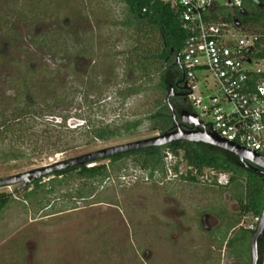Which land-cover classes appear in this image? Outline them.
Here are the masks:
<instances>
[{
  "label": "rangeland",
  "instance_id": "obj_1",
  "mask_svg": "<svg viewBox=\"0 0 264 264\" xmlns=\"http://www.w3.org/2000/svg\"><path fill=\"white\" fill-rule=\"evenodd\" d=\"M46 1V5L22 6L24 19L15 17L18 34L11 37L13 43L0 44V128L16 108L27 111L25 124H15L0 135L3 145L21 147L27 153L10 159L0 153V176L160 132L151 128L150 113L166 93L158 85L159 72H134L127 66L140 58L145 38L122 23L128 15L126 3ZM219 4L217 12L224 15L217 21H231L229 15L238 8L226 0ZM1 5L6 4L0 2V27L5 17ZM26 17L33 21L31 27ZM37 27L47 31L38 36L39 41L33 38ZM52 28L60 32L54 41L57 45H50ZM27 31L32 49L26 44ZM203 76L200 99L191 102L202 118H210L211 96L220 94V87L211 73ZM51 110L74 116L69 123L58 124L61 117ZM107 124L118 134L96 137L93 126ZM167 150L164 161L173 166L172 157L166 158ZM177 156L179 168L185 171L186 161L181 154ZM98 163L108 165L107 175H82L76 170L46 176L42 180L45 190L31 199H26L25 187L16 189L19 182L0 186V192L13 196L0 211V264H188L187 255L176 256L172 243L155 238V216H160L162 225L168 220L162 209L171 202L166 197L171 194L188 210L185 219L192 221L198 236L205 234L195 220L198 213L206 209L223 215L222 222L214 214L209 217L218 226L207 233L219 240V246L208 264L232 262L223 255V248L242 214L241 196L238 205L233 197L229 200L231 189L220 192L217 186L190 182L174 170L159 169L147 178L151 167L142 155L130 154L117 162L104 158L87 165ZM239 170L249 174L243 167ZM245 181L241 180L240 192L245 190ZM255 216L243 214L241 224L250 226ZM251 232L238 226L230 234V251L237 254L238 264H249Z\"/></svg>",
  "mask_w": 264,
  "mask_h": 264
},
{
  "label": "trees",
  "instance_id": "obj_2",
  "mask_svg": "<svg viewBox=\"0 0 264 264\" xmlns=\"http://www.w3.org/2000/svg\"><path fill=\"white\" fill-rule=\"evenodd\" d=\"M126 3L128 10L127 17L122 20L124 25H129L135 28L138 33H142L145 38L144 42H141L142 52L138 51L139 59L141 61L140 69L148 73L150 71L159 72L158 85L160 89L167 94L171 85L175 83V80L183 77V69L176 62V57L170 53L171 46L176 49H184L186 38L190 34V30L182 25L181 7L172 6L171 2L165 0H123ZM244 0L242 7L238 10H233L229 18L233 20L235 13L239 15V21L244 28L251 29L256 32H264V0ZM220 6V4H219ZM218 6V8H219ZM146 7V10H144ZM218 8L206 14L207 19L217 21L224 13H218ZM235 8V7H234ZM237 8V7H236ZM236 14V15H237ZM237 18V17H236ZM158 40V44L154 41ZM141 41V40H140ZM180 56H182V51ZM166 62H173L171 65H166ZM171 101L174 104L177 112L184 107L190 108L187 105V100L179 99L174 96L171 97ZM191 109V108H190ZM27 111L24 112L21 109L16 108L12 116L8 119L2 120V129L0 135L12 130L15 124H25ZM151 128L154 130L164 131L174 125V119L169 104L166 98L159 101L158 108L150 113ZM63 124L64 123H58ZM129 126V123L127 124ZM189 126L188 124H185ZM25 128V125L23 126ZM92 130L96 137H108L113 134H118L119 131L112 130L110 124L103 126H93ZM55 146V145H54ZM166 149L172 150L177 155L181 154L182 159L187 164L192 165L193 169H198L200 173L206 166L215 168H228L230 165H238L237 156L220 146L212 145L203 141H191V140H176L169 142L165 145H151L147 147L138 148L128 152L117 153L109 156L113 162H117L121 157L130 154L142 155L144 163L149 165L152 169V174L156 168H164V156ZM0 153L5 158H16L20 155L26 154L24 148L21 147H6L0 142ZM179 162L176 164L178 169ZM243 167L239 164V168ZM249 174L240 171L241 178L247 179L245 181V190L240 192L241 198V216L243 214L252 212L255 215L261 214L264 206V177L254 173L253 171L243 167ZM190 170L189 175L183 174L184 178L197 179V175L193 174ZM78 170L82 175H107L108 165L106 163L95 164L88 166L87 163L75 165L62 170L53 172L57 177L64 175L66 172H75ZM43 177L35 180L33 183L35 187L28 190L31 186H26V199H31L36 193L45 190L46 183L42 181ZM17 189V188H16ZM77 195L83 196L81 193ZM13 199L11 192H0V211L3 210ZM248 231H252V228H246Z\"/></svg>",
  "mask_w": 264,
  "mask_h": 264
},
{
  "label": "built area",
  "instance_id": "obj_3",
  "mask_svg": "<svg viewBox=\"0 0 264 264\" xmlns=\"http://www.w3.org/2000/svg\"><path fill=\"white\" fill-rule=\"evenodd\" d=\"M165 1L181 7L182 25L190 30L181 56L190 100L199 101L206 72L220 87V94L211 96L208 114L212 117L202 118L195 109L200 119L208 129L264 155V32L244 28L239 19H207L219 0ZM226 3L240 8L244 0ZM167 153L166 158L172 157L174 163L178 160L172 150ZM259 220L260 214L250 227H256Z\"/></svg>",
  "mask_w": 264,
  "mask_h": 264
},
{
  "label": "flooded vegetation",
  "instance_id": "obj_4",
  "mask_svg": "<svg viewBox=\"0 0 264 264\" xmlns=\"http://www.w3.org/2000/svg\"><path fill=\"white\" fill-rule=\"evenodd\" d=\"M258 2H260L259 0H257ZM1 3H4L6 5H1L2 8V15H4V20H3V25L2 27H0V44L2 45H9L11 43H13V39L11 37H14L18 34V32L16 31V27L14 26V21L15 17L24 19L23 15H22V6H26L29 4H34V3H41V5H46L47 1L46 0H0ZM8 8V9H7ZM234 8V7H232ZM7 9V10H6ZM45 11H47V8L45 9ZM235 13V17H237L239 19V15ZM27 18V17H26ZM17 19V18H16ZM37 20L40 21L41 23V18L39 17ZM26 24H28V27H31L33 25V21H31L30 19H26ZM38 21V22H39ZM30 29V28H29ZM37 35H34L33 38L35 41H39V37L41 34L46 35L47 31H43L41 32V30L37 27ZM29 31V30H28ZM26 32V36L25 39L28 43H26L29 47V49L34 48V44L32 42V40L29 38L31 36V34L29 32ZM51 32V37H52V43L50 45H57V42H54L57 34H59L60 32L56 29V28H52V30H50ZM17 33V34H16ZM41 41V40H40ZM48 43V42H47ZM181 49H176L174 46H171L170 49V53L167 56V59L169 58V56L174 55L173 57L178 56V54H181ZM173 62H166V65H171ZM127 66L130 67L131 69H133L134 72H138V71H142L143 69H140V65H141V61L139 58H137L136 60H134V62H127ZM175 90V94L173 95L176 98L179 99H183V100H187V105H190L191 110H195L193 103L191 102L189 95H188V80L185 77L184 71H183V77L182 78H178L175 80V83L172 84ZM29 94L31 95V92H29ZM52 112V110H51ZM69 111L67 112H60V113H54L52 112L51 114H56L57 117H61L58 118L59 120L57 122L59 123H69V120L72 116L74 115H70L68 116ZM78 119H82V118H78ZM188 124V127H193L194 125L192 123H185ZM184 124V125H185ZM186 126V125H185ZM76 127V125H75ZM146 137V136H145ZM142 138V137H141ZM138 139V138H137ZM134 140V139H132ZM130 141V140H127ZM122 142H126V141H122ZM117 143H121V142H117ZM117 143H113V144H117ZM112 145V144H109ZM108 146V145H106ZM104 147V146H103ZM135 150V149H134ZM230 151V150H229ZM128 152V151H126ZM232 152V151H231ZM234 153V152H233ZM235 154V153H234ZM78 155V154H77ZM236 155V154H235ZM75 156V155H72ZM237 156V164L238 165H230L228 168H215V167H211V166H206L203 169V172L200 173L198 169H193L192 165H189L186 163L187 167L186 170H182L179 168H176V164L178 163L179 160H177L175 163H173V166H170L168 164L165 163L164 161V168L160 169V168H156L154 170V173L152 174V172H150V175H147V178H149L150 176H153L155 174V171L157 170H161L164 173L170 171L172 173V171L174 170V174L177 176H183V174H187L189 175L190 170L193 169L192 173L197 175V179H191V178H185L186 180L190 181V182H200L203 181L202 183L205 184H210L212 186H217L220 190V192H223L225 188H229L230 194H229V200L232 199H236L237 204L239 205V198H240V184H241V180H243V178H241V174L239 171V164H242L243 167L253 171L254 173H257L259 175H261L262 177H264V166L256 163L250 159H246L247 162L251 165H254L255 167H257L259 170L256 169H252L251 167H249L248 165L244 164V160H242L238 155ZM71 157V156H68ZM68 157H64L61 159H65ZM125 156L121 157L120 159L124 158ZM104 158H109L108 157H104ZM104 158H100L97 160H101ZM61 159H55L56 160H61ZM110 161L111 158H109ZM119 159V160H120ZM53 161V162H54ZM96 161V160H95ZM101 164V163H98ZM80 165V164H78ZM95 165V164H93ZM152 171V169H151ZM70 172V171H69ZM69 172H66L64 174H67ZM53 173V172H52ZM48 174L45 175L46 176H51V175H55V174ZM224 174H227L226 179H223ZM43 177V178H44ZM247 180V179H245ZM168 200H170L171 202L167 204V206H165L162 209L163 215L167 217L168 220H166L163 225L161 224V220H160V216L156 217L155 216V238L160 241V242H165V243H172V247L171 249L174 251L175 249V253L177 257H182V255H187V260H188V264H208V262L212 259L213 257V252H214V248H217V246H219V244L217 242H219V240H217L216 238H212V236H209L207 231H211L214 227L218 226L217 224L213 225L212 220L209 219V217L211 216V214L216 215V218H218L219 216V221L218 222H222L223 221V215H219L209 211V210H202L200 213H198L196 215V219L198 222V226H201L202 231L205 232V234H201L200 236H198L197 233H195V228L193 226L192 221H186L185 217L188 214V210L182 206L180 204V202H178L175 196L171 195H167L166 196ZM202 207V206H201ZM233 210H235L233 208ZM229 212V211H228ZM234 215V211L232 212ZM215 217V216H214ZM212 222V223H211ZM258 225V224H257ZM238 226H243L246 228H250V226L248 225H242L241 221L238 222L237 224L233 225L231 227V230L229 232V234L227 235V238L225 240V245H224V250H223V255H228V257L231 259V263L230 264H238L239 259L237 257V254H233V252L230 251V243H231V239L232 236L230 235L232 230H234L236 227ZM257 227V226H256ZM252 228V232L254 231V229L256 228ZM251 232V235H252ZM155 239V240H156ZM156 240V241H157ZM156 241H154V243H156ZM141 242V241H140ZM157 248V247H156ZM155 249V248H154ZM219 249H221L219 247ZM258 250H259V256H258V261L257 264H262L263 262V257H264V235L259 237L258 240ZM159 251V250H158ZM144 255L146 254V251H143ZM184 253V254H182ZM156 254L157 252H154L153 257L156 258ZM181 255V256H180ZM179 258V259H180ZM220 263V262H219ZM225 263V262H224ZM223 264V263H222ZM249 264H251V247H250V260H249Z\"/></svg>",
  "mask_w": 264,
  "mask_h": 264
},
{
  "label": "water",
  "instance_id": "obj_5",
  "mask_svg": "<svg viewBox=\"0 0 264 264\" xmlns=\"http://www.w3.org/2000/svg\"><path fill=\"white\" fill-rule=\"evenodd\" d=\"M234 20L237 21L238 18L235 17ZM176 62L183 69L180 54H178ZM175 93L176 92L174 90V87L173 85H171L166 94V101L170 106L175 122L172 127L150 136L104 146L65 159L56 160L54 162L33 167L25 171L0 176V186L19 182L17 189H22L33 183L35 180L58 170H62L78 164H85L100 158L142 147L151 145H165L176 140L203 141L206 143H210L212 145L220 146L234 152L242 160H244L245 165H248L252 169L259 170L254 165L249 164L246 159H250L264 166V155L256 150L246 148L245 146H242L241 144L220 135L218 132L208 129L200 119V115L197 111L184 107L178 113L171 101V97ZM216 98L217 96L212 97L213 100H216ZM185 123H192L194 126L188 127L184 125ZM262 235H264V206L260 214L258 225L252 232L250 238L251 264H257L259 256L258 240ZM262 264H264V257Z\"/></svg>",
  "mask_w": 264,
  "mask_h": 264
}]
</instances>
